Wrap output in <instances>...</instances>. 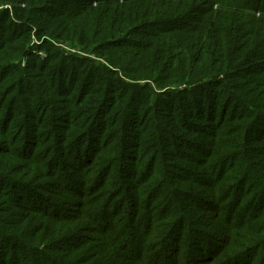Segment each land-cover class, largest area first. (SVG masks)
Masks as SVG:
<instances>
[{
    "label": "trees",
    "instance_id": "obj_1",
    "mask_svg": "<svg viewBox=\"0 0 264 264\" xmlns=\"http://www.w3.org/2000/svg\"><path fill=\"white\" fill-rule=\"evenodd\" d=\"M0 264H264V0H0Z\"/></svg>",
    "mask_w": 264,
    "mask_h": 264
},
{
    "label": "rangeland",
    "instance_id": "obj_2",
    "mask_svg": "<svg viewBox=\"0 0 264 264\" xmlns=\"http://www.w3.org/2000/svg\"><path fill=\"white\" fill-rule=\"evenodd\" d=\"M71 51H72V52H75V50H71ZM39 54L43 56V55H44V52H41V51H40Z\"/></svg>",
    "mask_w": 264,
    "mask_h": 264
}]
</instances>
